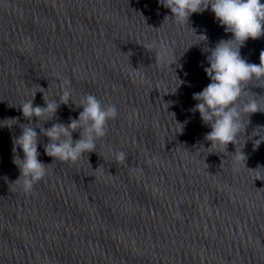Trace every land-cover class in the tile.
Listing matches in <instances>:
<instances>
[{"label": "clouds", "instance_id": "1", "mask_svg": "<svg viewBox=\"0 0 264 264\" xmlns=\"http://www.w3.org/2000/svg\"><path fill=\"white\" fill-rule=\"evenodd\" d=\"M159 4L171 12V16H166L165 20L172 18L180 25L188 24L193 13H202L210 7L219 24L224 27V31L232 34L231 39L220 40L214 48L203 49L210 52L206 57L210 66L204 71L211 83L202 91L193 94L192 99L198 103L190 109L192 113L199 112L202 122L211 128L204 136V139L210 142L208 154L227 153L228 145H236L245 131L244 117L264 112L258 97L246 91L250 84L264 87V50L259 54L258 65L247 62L240 54L241 47L249 38L255 40L264 36V3L261 0H159ZM199 37L202 38L201 41L207 39L204 35ZM159 55L163 58L166 52ZM33 87L36 90L31 98L23 101L19 108L25 119L31 121L36 117L38 123L35 126L31 123L20 124L22 132L13 138L12 149L13 163L18 167L20 175L11 185H19L25 194L32 193L35 184L46 177L49 166L38 159L39 136L36 128H39L40 134L49 140L44 145L47 156L52 157L54 162L76 163L85 154L96 151L97 140L107 135L108 122L118 116L114 104H102L92 94H84L78 101H74L71 81L68 79L63 80L60 94L52 98H49L48 90L43 87L39 85ZM37 92L43 93L46 106L33 105ZM70 101L77 108L83 109L78 118H70L68 124L53 123L49 128L42 127V123L56 116L61 105H68ZM5 121L9 123L4 126L9 128L18 124V118H8ZM182 128L183 125L181 130ZM77 131L80 138L73 140L72 134ZM262 141L264 137L255 141L254 147L258 148ZM17 149L22 150V159L17 154ZM232 156L236 165L246 160L241 150L236 149ZM115 160L125 161L126 154L116 152Z\"/></svg>", "mask_w": 264, "mask_h": 264}]
</instances>
